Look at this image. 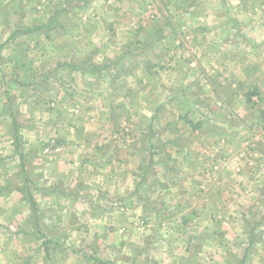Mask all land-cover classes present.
<instances>
[{
  "label": "crops",
  "instance_id": "obj_1",
  "mask_svg": "<svg viewBox=\"0 0 264 264\" xmlns=\"http://www.w3.org/2000/svg\"><path fill=\"white\" fill-rule=\"evenodd\" d=\"M31 8L39 25L15 33L33 40L36 48L25 49L46 57L51 52L41 48L54 38L55 54L75 58L30 85L72 87L52 98L55 127L35 118L22 127L21 154L11 128H0V264H264V0H0V27L10 29L15 11ZM161 17L203 22L183 36L203 45L169 44L164 29L111 23ZM211 18L221 27L203 29ZM213 34L215 46L207 40L204 48ZM64 39L74 43L65 47ZM133 49L142 60L134 79L128 63L120 78L108 73L116 63L110 57L97 64L101 77L94 61L76 60L120 50L125 61ZM80 70L92 74L91 86L109 87L81 94ZM146 81L150 97L132 88ZM80 97L109 103L107 126L90 123L96 111L81 107ZM143 100L153 104L147 126L119 122L144 117L142 108L130 110ZM32 183L37 188L25 186Z\"/></svg>",
  "mask_w": 264,
  "mask_h": 264
},
{
  "label": "rangeland",
  "instance_id": "obj_2",
  "mask_svg": "<svg viewBox=\"0 0 264 264\" xmlns=\"http://www.w3.org/2000/svg\"><path fill=\"white\" fill-rule=\"evenodd\" d=\"M211 7V12H215V10H217L215 7H213V5H209V8ZM227 10V9H226ZM210 11V9H209ZM15 13L17 14L16 17L12 18L10 20V22H8V26H10V29H6L4 30V28L0 27V65H1V69H0V128L1 129H6L8 130V127L11 128V130L13 129L12 126V120L11 118H9L6 115H9L10 113H12L15 117V122L16 125L18 127V132L21 133L22 132V127H28L30 124H32V119L35 118L36 123L39 122L40 120H45L46 122H48V125H51L53 127H55V124H57L58 122V118H59V111H58V106H57V99H53L54 101H52V98L54 97H58L60 94L61 88H65V89H69L72 86L68 85H64L62 86L61 83L57 84H53L49 87V89H47V86L45 85H41L40 83H34L32 85H30V80L34 79V78H40L43 75H47V72H52L53 71V66L58 63L61 62V57H59L57 54H55L54 51V45L56 43V40H54V38H52L51 40V44H47L46 46H44L43 48H41L42 51L50 53L49 55H46V57L42 54L40 55L38 52H30L29 50L25 49V47H35V44L32 41H25V39H23V36H17L15 33L18 30H21L23 26L26 27L25 24H27V26H32V28L36 25H39L40 20H39V13L36 11L34 8H31V11H29V14L24 13V11L21 13L19 12V10L15 11ZM19 14V16H18ZM21 16H25L24 18ZM36 16V17H35ZM146 17V16H145ZM24 19V20H23ZM191 21H184L181 19H172L171 21L165 20L162 17L157 19V20H153V19H134L132 21L130 20H125V21H116V22H111L113 24V28L114 30L119 29V28H127V29H137L141 30L145 29L148 31L151 30H155L156 28H161L164 29V34L166 35L165 37V42L167 41L169 44L171 42V44H175V42H178V45H182L183 47L185 46H190V45H196L194 47H198L200 44L203 45L200 42L201 38H197L195 37L192 41L191 40H186L184 36L185 32L190 29L193 31L194 28H198L201 29V25L203 26L204 23L196 21V22H192L194 23L193 25H191L190 23ZM201 24V25H200ZM6 25V24H5ZM205 27L203 29H210V28H214V27H221L220 25H216V20H214L213 18L209 19L208 21H205ZM216 25V26H215ZM38 27V26H37ZM84 28V26H83ZM230 28H233L235 32L239 33L240 28H236L235 23H233V26H230ZM8 30H10V36L7 37V32ZM229 30V29H228ZM232 30V29H231ZM205 31V30H204ZM225 30L223 29V32ZM198 31H196L197 33ZM212 32H216V31H208V34L212 33ZM18 33V32H17ZM41 33V32H40ZM229 33V32H227ZM226 33V34H227ZM221 36V35H220ZM223 36V35H222ZM221 36V38H222ZM226 37H230L225 35ZM5 39L6 41L3 42L2 39ZM35 38V36L33 37ZM39 38V37H38ZM219 36L213 34L210 35V38H206L204 40V43H206L203 47L205 48L207 45V40H209V47H213L215 46V41L218 40ZM42 41L43 38H40ZM182 41V43H179V41ZM220 40V39H219ZM72 43H74V40H68V39H64L63 40V45L69 46ZM218 43V42H217ZM38 44V43H37ZM30 45V46H29ZM177 45V46H178ZM17 48H19V50H17ZM39 48V47H38ZM37 50V49H35ZM190 52V49L188 50ZM116 53H109L110 56H108V52L106 53H102V52H92V53H83L81 56H79V54L76 56V60L77 58H79V60H83L84 58H89L90 59V64H92L91 62L94 61V68H97V70H95V75L97 77H101L104 72V70H100L98 69L99 65L97 66V64L99 63H103L104 59L107 57H110V59L115 63V65L112 68H108V73H112L113 76L120 78L122 76L123 73V64L124 63H128V67H127V71L129 73V75H131V79H134L135 74L134 71H136V66L134 64H136V62H140L142 60H140L141 58L139 57V55H136V50H130V54L127 56L129 57L127 60L125 61H121V52L120 50L115 51ZM44 56V57H43ZM75 58V55H70V54H64V57L62 59V61L64 62L65 60H67L66 62H71L73 61V58ZM189 58V57H188ZM124 59V57H123ZM118 62H122V65H118ZM37 66V70L38 71H34L32 70L31 66ZM43 65H45V68H43ZM90 66V65H89ZM134 67V68H133ZM47 71H46V70ZM94 71V70H93ZM101 71V72H100ZM57 74H55L54 76H56ZM92 74H90L88 71H79V72H75V76H77V81L79 82L78 87L79 92L84 93L88 87H93L95 88L94 90L96 91V93L101 92L102 90H104V88H108L109 85H105L103 86L102 84H95L94 86H91V84H88V78L91 76ZM69 76H71V74H69ZM126 77V76H124ZM133 77V78H132ZM86 78V79H84ZM35 80V79H34ZM41 82V80L39 81ZM147 84H142V85H132V88L135 90L136 94H138L139 91H144V94H148L149 96L151 95V91L153 90L151 84H149V82L146 81ZM118 85H114L113 87H117ZM136 86V87H135ZM138 88V89H136ZM156 91H158L159 87L157 86ZM58 90V91H57ZM83 90V91H82ZM68 94V92L66 93ZM30 97H34L35 101L29 102L25 100V97L28 96ZM146 95H144L145 97ZM151 101V100H150ZM149 100H143L142 104L138 103V105L136 104H131V106L133 107V109L130 108V110H132L133 112H135L136 109H140L142 108V112L144 115V117H139L140 115H136L133 113V115H130L129 117L124 116V117H120V121L119 122H123V121H129L130 123H136L140 120V122L144 123V126H147L149 124V120L150 118H148L147 116L151 115V110L153 109V104L152 102H150ZM81 102V107L87 108L90 112L92 110L96 111L94 112V117H93V121L95 122H90L92 123L94 126H98V124L102 127L103 125H108L106 123V116L107 113L104 114L103 110L104 109H109L108 107H105V105L109 106V103L106 101H96L94 104H90L88 105L87 102H84L81 97H80V101H78L77 103ZM164 102V101H163ZM122 107H129L130 103H128L127 101L122 100ZM165 104V103H164ZM75 105V104H74ZM98 105H100L98 107ZM169 106L171 104H168ZM137 106V107H136ZM168 106V107H169ZM105 107V108H104ZM135 107V108H134ZM167 108V106L164 108V110ZM98 111V114H97ZM147 115V116H146ZM6 117V118H4ZM8 117V118H7ZM3 118V119H1ZM172 118H169L168 120H171ZM89 120H86V123ZM23 134V133H22ZM133 137H135V133L133 132L131 134ZM21 141V147L22 150L24 149L23 145V135H21L20 138ZM53 144V146H56L54 142H51ZM143 148V147H142ZM144 149V148H143ZM146 151V149H144ZM145 156H147V152L145 153ZM37 158V157H36ZM34 166V165H31ZM132 166V163L127 162L126 164V168H129ZM33 180L34 177H32ZM93 182V180L90 178L85 182V186H87L88 192L91 194V189L93 187V185H90ZM18 183L15 181L14 185L12 186L13 188L18 187L17 186ZM35 183H32L31 186H28L25 184V186H27V188L34 189L37 188ZM90 185V186H89ZM24 186V187H25ZM151 187L149 186L147 191H150ZM151 193V192H149ZM116 204H118L120 206V204L118 202H115ZM114 204V203H113ZM112 204V206H113ZM122 207V205L120 206ZM150 232L153 233L152 229L147 233L150 236ZM257 245L252 246L253 249L256 247ZM260 246V245H258ZM239 248H241V246H239ZM259 248V249H257ZM256 248V252H259L260 249H262V247H257ZM146 264H151V263H146Z\"/></svg>",
  "mask_w": 264,
  "mask_h": 264
},
{
  "label": "trees",
  "instance_id": "obj_3",
  "mask_svg": "<svg viewBox=\"0 0 264 264\" xmlns=\"http://www.w3.org/2000/svg\"><path fill=\"white\" fill-rule=\"evenodd\" d=\"M9 115H10L9 117L12 120V126H13V129H12L13 144H14L16 152L21 154L22 153L21 152L22 151V147H21V141H20L21 136L19 135L18 127L16 125L14 115L12 113H10ZM30 203L34 207V203L35 202L33 200H30ZM33 210H35V209H33Z\"/></svg>",
  "mask_w": 264,
  "mask_h": 264
},
{
  "label": "built area",
  "instance_id": "obj_4",
  "mask_svg": "<svg viewBox=\"0 0 264 264\" xmlns=\"http://www.w3.org/2000/svg\"><path fill=\"white\" fill-rule=\"evenodd\" d=\"M46 151H49V150L47 149ZM113 206H114L115 208H120V206H119L118 204H116V203H114Z\"/></svg>",
  "mask_w": 264,
  "mask_h": 264
}]
</instances>
